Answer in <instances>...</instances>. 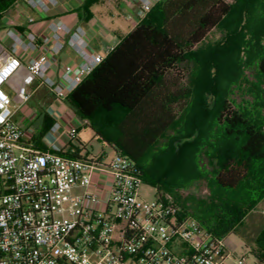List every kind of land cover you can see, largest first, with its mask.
<instances>
[{
    "label": "built area",
    "instance_id": "1",
    "mask_svg": "<svg viewBox=\"0 0 264 264\" xmlns=\"http://www.w3.org/2000/svg\"><path fill=\"white\" fill-rule=\"evenodd\" d=\"M138 1L147 13L158 0ZM20 3L49 16L60 0ZM48 30L8 28L0 36V264H226L224 237L174 202L140 196L143 180L127 156L115 152L109 162L74 156L77 122L56 120L45 149L24 141L36 129L13 116L30 102L33 82L64 103L106 57L90 49L81 26L54 16ZM66 47L81 58L74 75L72 64L54 61Z\"/></svg>",
    "mask_w": 264,
    "mask_h": 264
},
{
    "label": "trees",
    "instance_id": "2",
    "mask_svg": "<svg viewBox=\"0 0 264 264\" xmlns=\"http://www.w3.org/2000/svg\"><path fill=\"white\" fill-rule=\"evenodd\" d=\"M237 1L160 0L66 100L98 135L103 136V130L113 128V135L105 141L115 152L131 159L143 182L172 192L192 179L208 177L215 206L234 215L229 219L207 217L208 214L194 218L218 237L235 230L264 198V113L261 112L264 103L262 99L257 100L260 94L264 96V88L258 83L255 85L253 109L235 104L232 99L229 101L225 88L218 83L213 51L205 55L206 51L201 48V43L215 28L229 21L236 22L237 29L229 31L222 49L235 43L236 55L241 57L255 43L249 64H256L258 78L264 82V28L255 42L242 29L246 24L252 26V19L262 13L255 5L257 0H243L234 7ZM19 2L0 0V29L6 12ZM205 56L212 58L204 66L209 84L194 97L196 90L189 88L185 81L187 61L197 62L201 76V57ZM191 97L198 102L191 128L184 129L164 149L148 156L180 114L185 110L190 112L195 106L194 99L189 103ZM202 119L210 122L209 134L205 137H201ZM53 123L52 118L44 115L35 145ZM184 146L192 150L189 163L195 173L190 176L186 175L187 165L180 168L176 165L177 154ZM73 155L80 157L77 151ZM166 155L171 158L166 159ZM204 157L208 159V166ZM170 173H176V179L164 181ZM256 241L264 251V228ZM255 255L264 260L261 254Z\"/></svg>",
    "mask_w": 264,
    "mask_h": 264
},
{
    "label": "rangeland",
    "instance_id": "3",
    "mask_svg": "<svg viewBox=\"0 0 264 264\" xmlns=\"http://www.w3.org/2000/svg\"><path fill=\"white\" fill-rule=\"evenodd\" d=\"M241 1L243 2V0L234 2V7H236ZM257 1L258 2L255 5L258 9L261 10L262 14L259 16V18L255 17L252 19V26H250V24H246L245 26H243V28L242 26L238 28H242L243 31L247 33V38L250 34L251 40L252 38H254V42L255 37L262 33V29L264 28V0ZM234 23L235 24L229 21L225 23V25L215 28L201 43V48L206 51V53H204L205 55H209L213 51V55L215 56L214 61L218 65L215 68V72L219 79L218 83L219 86L225 88V92L226 94H228V100L230 101V99H232L235 104H241L248 107L249 109H253L252 106L254 105V97L252 94H254V91L257 90L255 85L258 83L261 87L264 88V82H262L258 78L256 64H249L252 58L251 49H253V45L255 43L252 42V48H247L249 49L247 52H242L241 57H238L236 55V48L234 46L235 43L232 40L230 41L232 44H234L231 45L230 48L227 47L226 49H222L225 45L223 44V42L227 40L229 31L237 29V24L236 22ZM219 43L221 44L219 45ZM218 45L221 51L218 50ZM210 50L211 52L209 53ZM201 59L203 63L201 69L203 75L201 76L198 72V70H200V67L195 60L189 59L186 65L188 68V73L185 81L186 85L189 88L194 90V92L196 90L194 97H198L200 90L209 84L207 83V69L204 66H206L212 58L210 56H205L201 57ZM242 65L243 68L240 70ZM229 78H233V80H235L234 83L231 80L229 82ZM259 96L257 97V100L262 99L264 103V96L261 95V98ZM194 97H191L189 99V103H191L194 99L195 106L192 107L190 112H187L185 110L186 112L183 111L180 114L176 123L167 131L165 136L160 139V141L157 143L155 148L151 150L152 152L148 156H152V153H156L159 149H164L168 142L182 135L184 129L188 130L189 128H191L198 112V102ZM37 101L33 99L28 103V106L31 107V114L34 116H39L42 112V108ZM261 112L264 113V109L261 110ZM208 119H202L201 137H205L209 134L210 122L208 121ZM35 125L38 126L37 123H35ZM87 126H83L82 130L79 133L82 143L87 145V149L91 151V154L94 153L98 155L103 150L106 151L108 154L106 162H109L113 157V151L109 147V143L105 141V139L113 135V128L103 130V136H100L89 126ZM36 133L37 131H35V134ZM73 141L78 144L77 139H74ZM190 151L192 150H189L186 146H184L177 154L179 161L176 163V165L179 164L178 168L187 165V176L195 173L194 169L189 163V158L192 157ZM16 152L19 153V151ZM84 155H87V152H84ZM165 157L166 159H169V157L171 158V155H166ZM149 159L151 161L152 157H149ZM204 162L207 163L206 166H208L207 157H204ZM174 179H176V173H170L165 177L164 181H171ZM161 183L163 184L164 182ZM209 184L210 180L208 179V177L204 176L198 179H192L191 181L185 183L184 186L176 188L172 192H165L164 188L159 190L158 187H156L152 183L144 181L140 187L139 193L140 196L147 200H154L162 197L167 199L168 201L174 202L178 204L182 209L185 208L192 217H199L203 216V214H208V216L206 215L207 217L213 216L214 218L218 219L232 218L234 214L230 210L224 211L215 206V200H212V190ZM78 192L79 189H76L74 191V193ZM210 213H212V215ZM263 228L264 198L258 203L257 206H255L246 214V217L240 224L237 225L235 230H232V232L228 233L224 237L227 252L230 255L226 260V264H237L240 258L244 260L245 264H264V260H259V258H257V256L255 255V253H258L261 254V256L264 258V251L260 248L259 244L256 241L258 233H260Z\"/></svg>",
    "mask_w": 264,
    "mask_h": 264
},
{
    "label": "crops",
    "instance_id": "4",
    "mask_svg": "<svg viewBox=\"0 0 264 264\" xmlns=\"http://www.w3.org/2000/svg\"><path fill=\"white\" fill-rule=\"evenodd\" d=\"M159 1H154L151 9ZM147 14L148 12L145 13L143 11L142 4L138 0H60L59 6L49 16H44L40 12L32 10L19 2L6 12L3 27L0 29V36H4V31L8 28L15 29L19 32L31 30L38 35H45L49 31V19L54 16H59L71 27H83L88 34L90 49L107 56L108 48H115ZM29 16H34L37 22L29 25L27 22ZM54 61L59 67L62 64H72L75 68L74 75L81 62V58L71 48L66 47L59 57L54 58ZM7 90L12 93L9 88ZM31 90V100H38L37 102L42 108L40 115H32L31 107L26 104L17 110L13 116V119L22 127L34 126L35 131H37L33 136L26 135L24 141H31V139L34 141L43 124L44 115H48L54 122L56 120L60 121L63 125L75 121L80 126L77 137L75 138L78 144L73 141L70 144V148L76 150L82 158H94L106 161L108 156L106 151L103 150L98 155L91 154V151L87 149V145L81 141L79 133L83 126L88 125L87 120L79 118L67 102L61 104L56 103L54 96L47 87L40 85L39 80L33 82ZM48 144L49 138L45 134L40 136V141L36 146H47ZM109 147L112 149L114 156L115 150L113 146L109 144ZM84 152H87V155H84Z\"/></svg>",
    "mask_w": 264,
    "mask_h": 264
}]
</instances>
